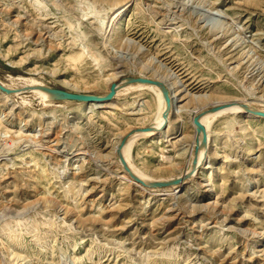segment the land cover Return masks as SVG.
<instances>
[{"label":"rangeland","instance_id":"obj_1","mask_svg":"<svg viewBox=\"0 0 264 264\" xmlns=\"http://www.w3.org/2000/svg\"><path fill=\"white\" fill-rule=\"evenodd\" d=\"M117 1L129 4L120 18L128 22L125 34L143 45L138 55L136 46L109 45L110 53L103 47L117 9L107 2L0 0V80L31 77L52 88L103 96L113 83L153 77L142 62H161L163 71L205 96L199 107L229 99L264 107V0ZM213 8L226 18L210 13ZM217 18L228 24L224 32L212 25ZM92 43L103 60L76 59L74 48ZM25 91L11 99L0 94V264H15L7 257L9 246L34 264H264V118H220L212 126L208 163L198 174L191 170L193 178L176 191L144 190L123 176L114 148L134 129L154 126L151 91L114 98L119 109H94L74 121L76 128L71 118L77 102L45 106ZM139 102L149 113L136 114ZM193 102L181 118H172L169 142L157 135L136 140L137 168L164 179L181 175L195 141ZM40 134L49 151H34L36 163L25 159L10 166L3 160L35 149ZM77 152L78 161L70 164L67 158ZM11 234L21 244H11Z\"/></svg>","mask_w":264,"mask_h":264},{"label":"bare ground","instance_id":"obj_2","mask_svg":"<svg viewBox=\"0 0 264 264\" xmlns=\"http://www.w3.org/2000/svg\"><path fill=\"white\" fill-rule=\"evenodd\" d=\"M98 2H107L110 4V8H117L116 10H114V13L111 16V24H110V29L108 32V36H106V40L103 43V47L107 48V53H110V46L115 47L117 45H126V49L128 50L131 46H136L137 47V55L139 54V51H142V46L137 43V41H134L132 38H129L126 34H125V29L128 27V22L123 20L122 18H120V16L123 14V12L125 11V7L127 5V3L125 4H120L118 3L117 0H96ZM204 1V0H203ZM39 2V1H37ZM64 2V1H63ZM91 2V1H90ZM132 2V1H131ZM40 3V2H39ZM47 3V2H46ZM52 3V2H50ZM196 3V2H195ZM199 3V2H198ZM39 5V4H38ZM53 5V4H52ZM67 5V4H66ZM70 5V4H69ZM68 5V6H69ZM129 5V4H128ZM127 5V6H128ZM71 6V5H70ZM197 6V5H196ZM209 6V4H208ZM53 7V6H52ZM73 7V6H72ZM42 8V6H41ZM138 12L140 13V10L138 9V7H136ZM199 8V7H198ZM21 10V9H20ZM84 10V9H83ZM212 12L210 11V13H213V11L215 10L219 15H217L218 17H222V18H226L225 14L220 11V10H216V8L211 9ZM68 11V10H67ZM225 12V11H224ZM51 14V13H50ZM71 14V13H70ZM203 14V13H202ZM225 15V16H224ZM228 16H230L228 14ZM209 17V16H208ZM231 17V16H230ZM29 18V17H28ZM126 18V17H125ZM60 19V18H59ZM63 19V18H62ZM198 19V18H197ZM231 19V18H229ZM101 20V19H100ZM234 20V19H233ZM213 21V19H212ZM90 22V21H89ZM227 22V21H226ZM232 22V21H231ZM234 22V21H233ZM41 23V22H40ZM160 23V22H159ZM211 23V21H210ZM30 24V23H29ZM42 25V24H41ZM212 25H214V28H218L219 31L224 32V30L227 28L226 25H228L227 23H225L224 19L221 18H217L215 19L214 23H212ZM211 25V26H212ZM43 26V25H42ZM33 27V26H32ZM232 27V26H231ZM38 28V27H37ZM95 29V28H94ZM229 30V29H228ZM25 31V30H24ZM55 34V33H54ZM236 34V33H235ZM103 35V34H102ZM240 35V34H239ZM219 36V35H218ZM215 36V37H218ZM35 37V35H34ZM79 37V36H78ZM104 37V36H103ZM55 38V37H54ZM237 40V39H236ZM235 41V40H234ZM102 42V41H101ZM35 44V43H34ZM52 44V43H51ZM233 44H236L233 43ZM42 45V44H41ZM96 45V44H95ZM249 45V44H248ZM102 46V45H101ZM109 46V48H108ZM243 47V46H242ZM57 48V47H56ZM119 48V47H118ZM122 48V47H120ZM146 48V47H145ZM246 47H243L242 49L245 50ZM134 49V48H133ZM247 49V48H246ZM74 50L76 51V59H80L82 61L87 60L89 57L93 58L96 62L103 60V56L101 55V53L97 52L95 49V46L92 44H83L82 48L79 47H75ZM113 51V50H111ZM121 51V50H120ZM241 51V50H240ZM239 51V52H240ZM128 52V51H127ZM250 51H245V54L248 55ZM127 54V53H125ZM134 55V53H133ZM136 55V54H135ZM152 55V54H151ZM106 56V55H105ZM115 56V55H114ZM129 56V55H128ZM131 56V55H130ZM133 57V56H132ZM149 57V56H148ZM247 57V56H246ZM156 59L155 57H151L150 60L153 62V60ZM111 60H113L114 62L117 61V58L113 57ZM121 60V59H120ZM133 60V59H131ZM147 60V59H146ZM244 60V59H243ZM93 61V60H92ZM129 61V60H128ZM149 61V60H148ZM242 61V59H241ZM120 62V61H119ZM118 62V64H120ZM155 62V61H154ZM239 62V61H238ZM134 63V62H133ZM241 63V62H240ZM117 64V65H118ZM122 64V63H121ZM261 64V63H260ZM119 66V65H118ZM140 66V65H139ZM141 67L142 70L144 71H153V77H147L145 75H143L142 77L145 78H149V79H154L157 81H160L162 83H164V85L168 88L169 92H170V97H171V108L169 111V115H168V119H164L163 117V113L166 110V99L161 91V89L154 85V84H143V83H135V84H130V85H126V86H120L117 89L116 95H115V99H117L118 97H120L121 95L128 93L130 91H141V90H149L153 93L154 95V104L156 106V117H155V123L154 126L158 129V131H142L143 127H139L136 128L132 131L131 136L126 140L125 144L123 145V147L121 148V157L123 158V160L125 161V163L127 164V166L129 167V169L131 170V172L137 176L138 178L144 180V181H172L176 178H180L181 176H184L185 174H187L188 172H190L191 170H195L196 171V166H202L208 163L207 161V153L209 148L212 146L213 141H214V136L212 134V126L214 125V123L219 120L222 117H237V116H242L245 119H254V118H261L258 117L254 114H252L251 112H248L244 106H249L250 108H252L253 110H258L261 112H264V107L262 108H257L253 103H250L248 101L245 102H237V101H230L229 100H225V101H215L214 105L209 109V108H205L203 107H199L197 106V102L200 100H203V98L205 97L204 95L200 94V95H196L194 93H192V91L188 88V86L184 83V81L174 72H171L168 69H165L164 71L162 70V68H165L164 65L160 64L159 65H152L149 64L148 62H142L141 63ZM117 73V72H116ZM12 76V75H11ZM141 77V76H140ZM9 78V77H8ZM10 84L5 83L4 81L0 80V84L4 87H6L9 90L14 91L13 93H7L4 92L0 89V94L8 99H11L12 97H18L20 95H22L24 92H26L25 90L27 89L28 92H31L37 96H39L41 98V100L43 101L45 106H49L51 104H55V98L53 97L52 94L44 91L43 89H41V87L43 86H47L46 84H44L43 82H41L38 79H34V78H25V77H16V76H12L10 77ZM110 82V81H109ZM241 87V86H240ZM110 90V88H109ZM215 94V93H214ZM207 95V94H206ZM206 99V98H205ZM25 102V99H23ZM183 100H187V102L180 104ZM195 102L197 107L192 108L190 111L192 113L195 114V116L202 114V116L200 117V124L202 126H204L205 130H206V134H207V138H208V146L205 147L203 144V132H198L197 131V126L194 124L193 119L195 116H193V118L191 119V124L194 128V133H195V141H193L194 143L193 148L191 149L192 152L190 153V159H189V163L187 165V167L185 168V170L181 173V175L177 176V177H170V178H158V177H154L152 175L146 174L144 171L140 170L139 168H137L134 164H133V160H132V152H133V147L135 145L136 140L139 137L142 136H146L149 138H152L153 136H156L159 138V141L161 140V142H169L171 140V120L173 117H178L181 118L182 114L185 110H187V105L188 103L191 102ZM66 102H72V101H66ZM193 102V103H194ZM212 102V101H211ZM141 102H139L136 107V114L138 115H143V114H147L148 111H146V109L144 108L143 104H140ZM28 104V103H27ZM26 104V105H27ZM77 104H79V108L78 110H76L74 112L73 117L71 118V124L73 128H76L77 125L75 124V120L77 119H82V118H86L94 109H119L120 107L115 103V100L109 101V102H77ZM194 104V105H195ZM202 104V103H200ZM224 104L226 106H224ZM222 106V107H220ZM261 107V106H260ZM212 108H217L215 110H212ZM3 110V109H2ZM95 111V110H94ZM6 112V111H5ZM204 112V113H203ZM149 113V112H148ZM5 117V116H4ZM26 120V119H25ZM24 120V121H25ZM0 121H2V117L0 115ZM4 122V121H2ZM14 125V124H13ZM183 125H184V121L183 119H181V121L177 124V131L180 132V135L183 134ZM21 128V127H20ZM141 129V130H140ZM241 129H245L244 126L241 127ZM9 130V129H7ZM22 130V129H21ZM37 132V131H36ZM2 133V132H1ZM6 133V132H5ZM185 133V132H184ZM127 134V133H126ZM130 134V133H129ZM14 135V133H13ZM30 135V134H29ZM7 136V135H6ZM31 136V135H30ZM34 137H37L36 135ZM54 137V136H53ZM123 137V136H122ZM175 138V137H174ZM7 139V138H6ZM22 139V138H21ZM27 139V138H26ZM34 139V138H33ZM180 139V138H179ZM10 140V139H9ZM32 143V139H29ZM28 140V141H29ZM122 140V139H121ZM3 141V140H2ZM11 141L14 143V141H16V139H11ZM19 141V140H17ZM26 141V140H25ZM34 143L36 145H34L35 149L30 150L28 152H25L19 156L16 157H11L9 158V156L14 155L16 153H12V154H6L3 160L8 161L10 166H15L17 164V162L19 161H24L25 159H30V162H37L38 158L36 156H34V151L36 150H40L43 151L44 150H48L49 149V145H47L48 143L46 141H44V139L42 138V134H40L37 138H35V140H33ZM179 141V140H178ZM181 141V140H180ZM5 142V140H4ZM2 143V142H1ZM6 143V142H5ZM121 141L115 146V151L117 154V160L120 163L121 167H122V172H123V176H125L128 180L135 182L129 172L126 170V168L124 167L123 163H122V158L120 157L119 153H118V149L120 146ZM8 144V143H7ZM27 145V143H25ZM3 145V144H2ZM6 145V144H4ZM31 145V144H30ZM2 147V146H1ZM8 149H10L12 147V145H6L4 146ZM20 147V146H19ZM33 147V146H32ZM31 147V148H32ZM13 148V147H12ZM53 149V148H51ZM4 149V152H10L12 151V149L10 151H7ZM14 150V149H13ZM80 150V149H79ZM49 151V150H48ZM38 152V151H37ZM62 152V151H61ZM40 153V152H38ZM50 153V152H48ZM75 153V152H74ZM83 153V152H82ZM81 154L78 153L77 154H73L70 158H67V161H69V163H75L78 161L79 158H77V156ZM87 155V154H86ZM4 157V156H3ZM2 157V158H3ZM49 158V157H48ZM81 159V158H80ZM45 160V159H44ZM66 161V162H67ZM46 162V161H45ZM177 163V162H176ZM8 164V165H9ZM25 164V163H24ZM33 164V163H32ZM27 165V164H26ZM34 165V164H33ZM67 165V163H66ZM212 169V168H211ZM170 170V168H169ZM51 172V171H50ZM199 172V171H198ZM198 172L196 171L195 174H198ZM205 172V171H204ZM174 174V173H173ZM56 175V174H55ZM122 176V177H123ZM211 174H209L210 178ZM193 177H188L187 181L191 180ZM203 180V179H202ZM185 182V183H186ZM205 182V181H204ZM185 183L183 184H177V185H173L170 187H167L166 189H170L173 191L178 190L179 188L182 187V185L184 186ZM140 186L141 188H144V190L147 187H144L138 183L135 182V185ZM59 188V187H58ZM67 189V188H66ZM148 189V188H147ZM207 189V188H206ZM60 190V189H59ZM151 190V189H150ZM154 191L156 189H153ZM166 192V191H165ZM167 195V192L165 193ZM212 194V193H211ZM215 197V196H214ZM38 199V198H37ZM35 199V201L37 200ZM40 199V198H39ZM47 199V198H44ZM54 200V199H52ZM34 201V202H35ZM38 201V200H37ZM36 201V203H37ZM57 201V200H56ZM53 201V202H56ZM33 202V203H34ZM40 202V200H39ZM215 202V201H214ZM28 203V202H27ZM212 204V203H211ZM56 205V204H55ZM62 205V204H60ZM60 207V206H59ZM207 207V206H204ZM63 208V206L61 207ZM64 210V208H63ZM70 211V210H69ZM19 214V213H18ZM13 217L16 220V223L18 225V229H22L24 220L22 219L23 217H21L20 215H18ZM52 215V214H51ZM79 216V215H78ZM80 217V216H79ZM84 218V217H83ZM74 219V218H73ZM81 219V218H80ZM92 219V218H91ZM72 220V219H71ZM64 221V220H62ZM86 221V220H85ZM106 221V220H105ZM109 221V220H108ZM72 222V221H71ZM95 222V221H94ZM66 223V222H65ZM6 225V224H5ZM70 226V224H68ZM67 226V225H66ZM72 226V225H71ZM8 229H11L12 227L10 225H8ZM103 227V226H102ZM67 228V227H66ZM7 232V231H6ZM7 234V233H6ZM9 242H11V244L14 242H18L21 244V242L18 241V237L14 236L13 234L9 235ZM16 244V243H15ZM2 246V245H1ZM14 246V245H13ZM17 248V247H16ZM8 251V256L11 259H15V264H34L33 259L31 258L30 255L28 254H20L18 252H16L14 250V248L11 246H9L7 248ZM31 253V252H30ZM76 255V254H75ZM14 262V261H13ZM1 263V262H0ZM14 264V263H12Z\"/></svg>","mask_w":264,"mask_h":264},{"label":"water","instance_id":"obj_3","mask_svg":"<svg viewBox=\"0 0 264 264\" xmlns=\"http://www.w3.org/2000/svg\"><path fill=\"white\" fill-rule=\"evenodd\" d=\"M135 83L154 84L161 89V91H162V93L166 99V110L163 113V117H164V119H168L169 111L171 108L170 92H169L168 88L164 85V83L157 81V80H154V79H149V78H145V77L127 78L121 84L113 83L110 86L109 92L103 96L77 93V92H69L66 90L52 88L49 86H43V87H41V89L52 94L53 97L55 98V100H58V101L96 102V103H98V102L112 101L115 98L118 87L130 85V84H135ZM0 89L4 92L10 93V94L14 92V91L9 90L6 87L2 86L1 84H0ZM224 106H226V105L224 104ZM220 107H222V106H220ZM244 107L248 112H251L252 114H254L258 117L264 118V112H261L258 110H253L249 106H244ZM215 109H217V108H212L211 111L215 110ZM201 116H202V114L195 116L193 119V122L197 126V131L203 132V144L205 147H207L208 146V138H207L206 130H205L204 126H202L199 122ZM142 131H146V132L147 131H158V129L155 126H150V127L143 128ZM131 134L132 133L125 136L124 139L120 143V146L118 149V153H119L120 157H121V148L125 144L126 140L131 136ZM122 163H123L124 167L126 168V170L129 172L131 178L136 183H138L144 187H147V188H166V187H170V186L177 185V184H183L187 180V178L190 177L192 174V172H188L184 176H181L180 178H176L172 181H147L146 182V181L138 178L137 176H135L131 172V170L129 169V167L127 166V164L123 160V158H122ZM196 167H197L196 168V170H197L199 168V166H196Z\"/></svg>","mask_w":264,"mask_h":264}]
</instances>
